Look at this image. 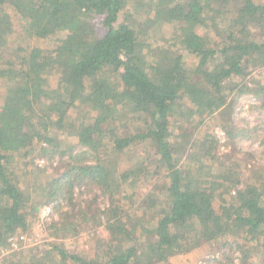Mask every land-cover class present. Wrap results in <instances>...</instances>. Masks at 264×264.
<instances>
[{"label": "trees", "instance_id": "obj_1", "mask_svg": "<svg viewBox=\"0 0 264 264\" xmlns=\"http://www.w3.org/2000/svg\"><path fill=\"white\" fill-rule=\"evenodd\" d=\"M128 2L0 0V78H11L0 105V252L13 235L28 230L37 210L26 214L32 198L20 187V175L10 179L8 168L14 156L35 152L59 157L64 166L33 183L45 203L63 196L67 207L59 206L49 236H77L82 226L92 225L103 227L108 239H100L92 257L53 243L27 264H162L226 237L259 242L264 250V169L245 179L232 166L221 171L216 137L207 129L199 141L192 137L207 128L209 118L229 117V95L251 91L246 77L251 69H264V4L141 0L136 10L153 15L135 24ZM7 6L32 38L52 48L34 46L3 63L12 32ZM155 24L173 26L172 47L155 49L140 38ZM186 55L195 59L190 69ZM53 74L59 77L55 89L48 84ZM256 85L254 94L264 102V84ZM128 113L138 114L140 127L134 134H118L116 124H124ZM222 128L228 138L245 133L232 124ZM64 131L70 147L59 138ZM195 147L196 164H181ZM142 148V160L125 170L123 156ZM154 175H161V183L137 201L141 213L130 215L121 200H132L135 192L126 193V187ZM77 184L99 190L107 206L73 210Z\"/></svg>", "mask_w": 264, "mask_h": 264}, {"label": "rangeland", "instance_id": "obj_2", "mask_svg": "<svg viewBox=\"0 0 264 264\" xmlns=\"http://www.w3.org/2000/svg\"><path fill=\"white\" fill-rule=\"evenodd\" d=\"M141 0H129L127 12L131 15V21L135 24H145L146 20H151L152 15L146 8L136 10V4ZM144 3L150 0H142ZM256 4H264V0H251ZM136 10V12H135ZM5 13L10 16L12 21V32L8 34L6 45L3 48V63L7 60L14 61L18 55H22L25 49L31 47H39L42 49H51L49 43L37 41L26 31L23 21L19 15L15 13L11 6L5 7ZM149 13V14H148ZM121 20V19H120ZM119 20V21H120ZM144 27V25H143ZM138 31H141L138 28ZM142 32V31H141ZM173 26L155 24L146 30V36H140L152 47L166 49L172 47ZM151 47V46H150ZM146 51V50H145ZM148 59H152L153 53L145 52ZM185 65L188 69L195 63L193 56H185ZM6 68L5 64L2 65ZM11 78H0V105L6 96L7 86L10 84ZM12 81V80H11ZM262 81L264 84V69H251L246 77L247 87L251 91L242 94H231L229 100L233 101V107L229 117H225V121L218 115L209 118L206 126L201 128L192 137L194 141H199L202 137L200 132H207L216 137L217 151L216 157L223 164L219 166V170L225 171L226 168L232 166L233 170L240 175L242 179L250 176L255 169H264V102L254 94L257 87L256 82ZM13 82H16L14 78ZM59 77L53 74L49 79V86L55 89L58 85ZM76 114H73L75 116ZM123 120L116 124L118 134H134L138 131L140 123L137 121L136 113H128ZM232 124L235 129L245 131V133L236 134V136L228 138V135L222 128L223 125ZM51 136H56V131H51ZM57 138V137H56ZM64 146L70 147L67 141L66 131L60 136ZM58 138V139H59ZM145 149L134 150L127 156H123L126 170L131 165L140 162L143 158ZM191 153V155H190ZM189 159L182 158L181 164L189 163L191 167L196 164L199 159V150L192 148L189 150ZM215 155V152H214ZM218 155V156H217ZM207 162L210 161L209 159ZM9 171L14 175L10 176L12 181H16L15 176L22 178L20 187L29 193L32 198L31 202L26 206V214L31 215L32 209L36 207V212L28 220L29 228L25 232L16 233L10 238L8 248L0 252V264H27L34 257H38L44 251L49 249L51 245L62 243L64 248L70 253H84L92 257L100 239L107 240L108 235L103 227H93L92 225L82 226L77 236H66L65 238L56 239L49 236L48 226L59 218V206L64 207L63 196L50 203H45V198L36 196L34 191V181H45L50 177L57 175L63 171V164L59 157H39L38 153L26 157L14 156L10 161ZM208 164V163H207ZM214 164V162H212ZM187 166V164H185ZM218 165V164H216ZM218 169V166H215ZM23 170V171H22ZM41 170H45L41 173ZM26 171L25 178L20 172ZM152 171V170H151ZM233 171V172H234ZM153 172V171H152ZM161 175H154L149 181L141 179L136 185L126 187V193L135 192V198L132 200H121L124 210L130 215L141 213L137 210V201L153 189L155 185L161 183ZM73 202L77 204L73 210H78L79 206H89L91 211L96 209L103 210L107 204V198L101 194L99 190L92 187H84L83 185H75L73 188ZM67 210L65 206L63 211ZM93 213V212H91ZM237 245L243 246V250L237 249ZM162 264H264V250L259 242L236 241L232 238H220L214 243H203L200 247L191 250L188 253L175 255L170 257L167 262Z\"/></svg>", "mask_w": 264, "mask_h": 264}]
</instances>
